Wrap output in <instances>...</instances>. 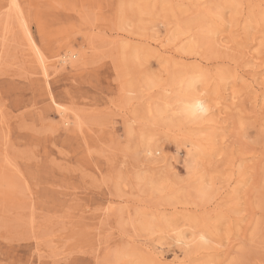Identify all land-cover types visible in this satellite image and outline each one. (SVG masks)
I'll return each instance as SVG.
<instances>
[{
  "label": "rangeland",
  "instance_id": "obj_1",
  "mask_svg": "<svg viewBox=\"0 0 264 264\" xmlns=\"http://www.w3.org/2000/svg\"><path fill=\"white\" fill-rule=\"evenodd\" d=\"M13 2L0 264H264V0Z\"/></svg>",
  "mask_w": 264,
  "mask_h": 264
},
{
  "label": "bare ground",
  "instance_id": "obj_2",
  "mask_svg": "<svg viewBox=\"0 0 264 264\" xmlns=\"http://www.w3.org/2000/svg\"><path fill=\"white\" fill-rule=\"evenodd\" d=\"M15 2V0H13ZM13 2V3H14ZM247 3V2H246ZM12 4V3H11ZM14 5V4H13ZM244 13V12H243ZM258 20V19H257ZM24 28V27H23ZM26 36V35H25ZM27 39V38H26ZM34 39V38H33ZM36 43V42H35ZM29 45V43H28ZM31 47V46H30ZM38 48V46H37ZM32 52V51H31ZM39 52V51H38ZM37 52V53H38ZM33 53V52H32ZM64 57L62 58V62L63 63H68V62H75L76 60V56L77 53H75L73 50L64 52ZM36 56V55H35ZM38 56V55H37ZM44 56V54L42 55ZM61 56V55H60ZM59 56V57H60ZM253 57V56H252ZM43 60V59H42ZM40 61V60H39ZM58 61V60H57ZM44 62V60H43ZM59 62V61H58ZM42 63V62H41ZM192 76V75H191ZM190 76V77H191ZM187 77V76H186ZM198 78V77H196ZM195 78V79H196ZM187 79V78H186ZM192 80V79H190ZM189 78L187 81H190ZM182 81V79H181ZM186 83V80H184ZM182 81V82H184ZM180 83V82H179ZM188 83V82H187ZM185 84L187 87L191 86L194 82H190L188 84ZM251 83V82H250ZM184 88V87H183ZM246 88V87H245ZM186 89V88H185ZM183 91H186V90ZM189 90V89H188ZM189 92V91H188ZM212 100V98H211ZM179 103V110L181 111V113L186 117V118H201L202 121L206 120V118H208L207 116H209L210 114V110H211V106L209 105L210 102H208L207 98H205L202 95H198V94H194L191 92L189 93H181L180 95H177V99L175 100ZM210 101V100H209ZM262 102V101H261ZM264 102V101H263ZM213 103V102H211ZM178 112V111H177ZM210 125V124H208ZM147 152L149 154H152V150L151 149H147ZM181 234V233H179ZM183 235V234H182ZM204 237V236H203ZM206 237V235H205ZM182 239V237L178 238V240ZM208 240V237L206 238ZM256 248V247H255ZM177 258V257H176Z\"/></svg>",
  "mask_w": 264,
  "mask_h": 264
}]
</instances>
